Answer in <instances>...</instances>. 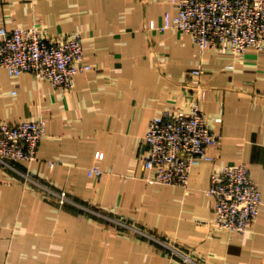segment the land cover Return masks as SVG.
<instances>
[{"label":"crops","instance_id":"crops-1","mask_svg":"<svg viewBox=\"0 0 264 264\" xmlns=\"http://www.w3.org/2000/svg\"><path fill=\"white\" fill-rule=\"evenodd\" d=\"M167 13L178 14L171 0H0L8 28H82L93 65L70 90L0 68V122L48 117L36 160L0 162V264H264V205L249 230L218 229L207 193L215 168L244 162L264 199V50L202 51L190 34L161 29ZM200 65L201 106L222 135L208 149L215 159L195 165L187 187L150 183L149 122L190 108Z\"/></svg>","mask_w":264,"mask_h":264},{"label":"built area","instance_id":"built-area-1","mask_svg":"<svg viewBox=\"0 0 264 264\" xmlns=\"http://www.w3.org/2000/svg\"><path fill=\"white\" fill-rule=\"evenodd\" d=\"M178 14H166L161 29L176 27L190 34L202 51L244 55L264 50V0H171ZM82 28L62 37H49L42 27L0 25V68L12 76L31 72L38 80L70 90L74 79L93 65L85 60ZM229 67H233L230 65ZM202 66L191 70L189 87L194 94L188 110L167 108L154 116L144 136V178L150 183L187 187L192 168L213 161L209 147L218 146L222 135L209 123L201 106L205 96ZM222 121V115L216 117ZM47 116L0 122V162H31L38 158L46 133ZM98 176L103 169L95 166ZM212 199L211 226L237 232L249 230L264 205L263 194L246 163L215 168L207 189ZM60 204L70 201L67 190L58 192ZM186 262L189 254L175 249Z\"/></svg>","mask_w":264,"mask_h":264},{"label":"rangeland","instance_id":"rangeland-1","mask_svg":"<svg viewBox=\"0 0 264 264\" xmlns=\"http://www.w3.org/2000/svg\"><path fill=\"white\" fill-rule=\"evenodd\" d=\"M63 190H65V189H63ZM62 191V190H61Z\"/></svg>","mask_w":264,"mask_h":264}]
</instances>
